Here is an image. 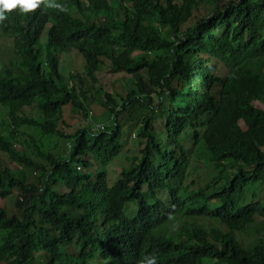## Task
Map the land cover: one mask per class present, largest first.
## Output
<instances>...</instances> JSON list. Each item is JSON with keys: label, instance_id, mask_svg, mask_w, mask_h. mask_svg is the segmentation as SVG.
Here are the masks:
<instances>
[{"label": "trees", "instance_id": "16d2710c", "mask_svg": "<svg viewBox=\"0 0 264 264\" xmlns=\"http://www.w3.org/2000/svg\"><path fill=\"white\" fill-rule=\"evenodd\" d=\"M52 3L61 7L15 10L0 23L14 36L17 65H11L21 70L0 74V105L7 109L0 153L17 158L39 181L25 182L0 165V198L20 196L17 214L0 208V264H139L153 254L157 264H264V225L252 249L236 237L264 219V203H244L249 187L264 185V110L254 105L264 103V0ZM47 25L48 50L78 51L84 77L71 75L66 83L56 55L43 62L38 44ZM104 58L114 71L138 76L137 88L119 100L94 88L114 124L77 128L92 114L84 86L99 84ZM221 66L224 76L217 73ZM35 107L41 116H27ZM64 114L76 122L70 132L61 128ZM121 125L138 133L132 156L121 158L129 167L111 184L107 167L125 149ZM189 128L194 133H185ZM205 134L225 144H205ZM183 135L193 148L180 144ZM47 139H67L68 153H53ZM204 144L207 159L223 170L192 188L190 170L201 179L195 168ZM130 204L133 218L125 211ZM180 219L193 221L186 239L158 235ZM199 219L229 231L195 224ZM75 245L79 254H67Z\"/></svg>", "mask_w": 264, "mask_h": 264}, {"label": "rangeland", "instance_id": "374dc122", "mask_svg": "<svg viewBox=\"0 0 264 264\" xmlns=\"http://www.w3.org/2000/svg\"><path fill=\"white\" fill-rule=\"evenodd\" d=\"M76 17L81 18L79 14L74 12ZM200 18V14L196 15L193 19V23ZM188 26H184V30H186ZM49 28L50 25H47L42 36L40 39V42L38 44V48L42 51V58L43 62L46 64L47 63V58L49 57L50 54L56 55L59 58V70L62 76L65 77L66 83L72 82L71 80V75H80L81 77H84L85 75V67H86V62L84 57L76 50H73L72 52H56L55 50H48L47 44H48V39H49ZM135 57H139V54L136 53ZM12 63L17 65V58L16 54L14 52V36L12 35H7V36H2L0 37V72L3 73L5 72L6 68L11 69L15 74H20L21 70L17 67L14 66L12 67ZM218 74H221V76H224L226 74V71L224 68L221 66L219 67V70L217 72ZM97 80L99 84H94L91 81H87L84 90L88 91V97L89 95L91 96V99L88 100V103L90 104V110L91 113H93V120L94 123L97 125L94 129H100L102 125H104L105 128L110 129L112 128L114 124V117L108 113L106 107L103 105V103L106 102L104 95L101 97L100 94L95 90L94 88H102L106 93H109L112 97L115 98V100H119L118 96H122L123 98H126L127 94L137 88V78L138 76H131L126 73L122 72H117L114 71L111 67L110 61L106 60V58L103 59V63L99 68V71L96 74ZM143 79H146L145 74L143 76L141 75ZM156 103H158L156 101ZM255 107L258 109H263L264 110V103L263 102H255L254 103ZM6 114H7V109L2 107L0 105V131H4L5 127L7 125V120H6ZM26 115L29 117L33 118H38L41 116L40 112L37 110V108H32V109H27L26 110ZM124 115L120 117L121 120H123ZM63 121H66L67 124H62L61 128L65 132H70L72 131L71 126L75 124V120L67 114L63 115ZM90 124V119L82 122L81 124L77 125V128H85ZM240 125L244 127V123L240 122ZM122 126V125H121ZM123 129V145L125 147L124 153H122L119 157H117L113 162H111L108 167L107 171L109 173V180L111 184H115L119 178V174L121 170L128 168L129 166H122L123 164L125 165L127 162L125 160L121 159L123 157V154L126 156H132V152L134 151V145H133V140L136 139V133H138V130H135L131 127L127 126H122ZM24 130V129H23ZM188 131H191L194 133V130L192 128L187 129L185 133ZM28 132L30 134H33L32 131ZM209 132V131H207ZM206 132V133H207ZM132 135V138L126 143V139L129 135ZM204 141L205 144H210V143H224L223 139L218 136V135H206L205 134ZM160 138H164V135H160ZM67 139H47L46 143L50 144V149L53 153L55 154H62L65 155L68 153L66 149L67 144ZM180 144L184 146L185 148H193L192 142L190 139V135H183L180 138ZM126 143V144H125ZM203 148H197V151L200 153V156L198 155L199 159H197L196 163V168H195V175L201 179L196 178L193 175L194 167H191V174L192 177L188 180L187 185H191V182L194 181L195 185H191L192 188H198L204 184L203 181H210V179L215 178L217 175L221 174L223 169L217 170L214 166V163L211 160L207 159V154L208 152L206 151V147ZM225 144V143H224ZM16 148L20 151H23L24 148L20 145L17 144ZM69 149V148H68ZM137 151L135 152V154ZM139 153V151H138ZM193 161L196 162L195 158H193ZM94 162V160H92ZM0 165L8 167L12 170L14 173L15 177L24 180L25 182H28L30 184H35L39 185V181L33 170H31L28 166L25 164L21 163L17 158H12L9 157L8 155L4 153H0ZM94 168H92L90 171L95 172L97 169V165L94 164ZM221 171V172H220ZM264 185H254L249 187L246 192H245V204H251L253 199H255L257 202H262L264 203ZM59 188V187H58ZM64 192V190H63ZM20 198L18 195L17 191H14L13 194H11L8 198L2 199L0 198V208H6L10 209L13 213L17 214L19 212L18 207L16 206L17 199ZM128 207L132 208L133 204H130L126 207L125 211L126 214L133 218L135 215L130 216L127 211ZM192 220L188 219H180L176 220L173 224L168 225L161 229L158 232V235L161 236H180L182 233L186 230H190ZM197 223H202L205 224L206 226H211V222L204 221L202 219H199L196 221ZM216 227L223 229L224 231H227L226 228L223 226L219 225L218 223L214 224ZM264 225V219L263 218H258L256 219L255 223L250 225L246 231L237 233L236 237L239 242L242 241L244 236H248L244 238V243L247 249H252L254 248L258 243L260 237L263 235L261 234L260 237H256L257 231H261ZM250 237V238H249ZM181 239H186V236L183 235L179 237ZM80 252V247L75 245L72 246L70 249L66 250L67 254H70L71 256H77ZM92 264H104L103 261L97 260Z\"/></svg>", "mask_w": 264, "mask_h": 264}, {"label": "clouds", "instance_id": "9594fccd", "mask_svg": "<svg viewBox=\"0 0 264 264\" xmlns=\"http://www.w3.org/2000/svg\"><path fill=\"white\" fill-rule=\"evenodd\" d=\"M41 5H45L46 7H51V6L61 7L59 5H53L52 0H0V23H3V25L6 23V21L8 19V15L6 13H11L15 10H19V12L22 14L33 13L38 8H40ZM0 29H1V33H2V35L0 37L10 35V34H5L4 32H2L1 26H0ZM14 52H15V46H14ZM0 74L3 75L4 72L3 73L0 72ZM92 116H93V113L91 114V116L89 118L90 123H94ZM204 221H206V220H204ZM195 224L201 225L202 223H195ZM214 224H216V223L212 222L211 226H213L214 228H217ZM223 227L226 228V230H227V231H224L222 229L223 232L226 233L229 231V229L226 226H223ZM245 237H248V236H244L242 241H241L244 244V246H245V243H244ZM139 264H157V257L155 254H153L151 256L143 257L141 259V261L139 262Z\"/></svg>", "mask_w": 264, "mask_h": 264}]
</instances>
